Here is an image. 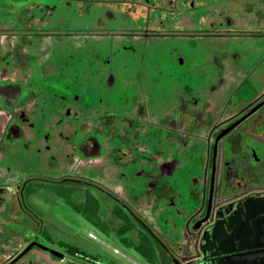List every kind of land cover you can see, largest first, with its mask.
Wrapping results in <instances>:
<instances>
[{
	"label": "flooded vegetation",
	"instance_id": "obj_1",
	"mask_svg": "<svg viewBox=\"0 0 264 264\" xmlns=\"http://www.w3.org/2000/svg\"><path fill=\"white\" fill-rule=\"evenodd\" d=\"M33 180L148 264L263 252L264 0H0V264H98L40 240Z\"/></svg>",
	"mask_w": 264,
	"mask_h": 264
},
{
	"label": "rangeland",
	"instance_id": "obj_2",
	"mask_svg": "<svg viewBox=\"0 0 264 264\" xmlns=\"http://www.w3.org/2000/svg\"><path fill=\"white\" fill-rule=\"evenodd\" d=\"M28 193V206L43 225L40 240L55 250L71 257L77 253L81 262L148 264L132 252L137 237L112 222L115 205L106 196L82 184L40 180L28 184Z\"/></svg>",
	"mask_w": 264,
	"mask_h": 264
},
{
	"label": "water",
	"instance_id": "obj_3",
	"mask_svg": "<svg viewBox=\"0 0 264 264\" xmlns=\"http://www.w3.org/2000/svg\"><path fill=\"white\" fill-rule=\"evenodd\" d=\"M263 248H264V244H263ZM235 258H236L235 264H264V251L261 253L254 252L245 255L236 254ZM228 259L229 258L224 257L223 259L224 262L221 264H232L231 262L229 263Z\"/></svg>",
	"mask_w": 264,
	"mask_h": 264
},
{
	"label": "trees",
	"instance_id": "obj_4",
	"mask_svg": "<svg viewBox=\"0 0 264 264\" xmlns=\"http://www.w3.org/2000/svg\"><path fill=\"white\" fill-rule=\"evenodd\" d=\"M140 248H142V246H141V247H139V249H140Z\"/></svg>",
	"mask_w": 264,
	"mask_h": 264
}]
</instances>
